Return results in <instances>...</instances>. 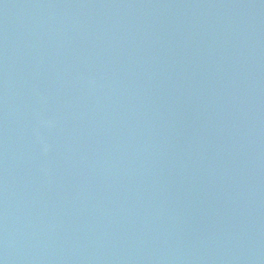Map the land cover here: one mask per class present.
Masks as SVG:
<instances>
[{"label": "water", "instance_id": "1", "mask_svg": "<svg viewBox=\"0 0 264 264\" xmlns=\"http://www.w3.org/2000/svg\"><path fill=\"white\" fill-rule=\"evenodd\" d=\"M0 264H264V0H0Z\"/></svg>", "mask_w": 264, "mask_h": 264}]
</instances>
